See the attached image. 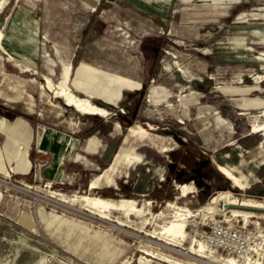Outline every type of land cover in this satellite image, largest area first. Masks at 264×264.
<instances>
[{"label":"rangeland","instance_id":"obj_1","mask_svg":"<svg viewBox=\"0 0 264 264\" xmlns=\"http://www.w3.org/2000/svg\"><path fill=\"white\" fill-rule=\"evenodd\" d=\"M83 1H6L0 20L10 34L6 38L10 42L8 50L26 54L27 50L21 47L33 44L34 48H30L36 52L32 57L37 62V73L24 71L17 59L10 58L0 47V116L9 120L24 117L30 121L35 135L48 126L78 129L81 119H91L66 105L46 86L44 75H50L54 68L52 76L59 82L67 62L73 61L74 74L86 59L141 78L145 96L141 99L138 121L120 135L124 142L129 131L127 143L141 158L139 163L127 167L119 179L135 185L137 193L129 186V191L119 195H101L86 184L75 186L69 182L71 178L64 185L46 184L38 167L27 177L12 170L0 172V178L6 181L0 182V264H214L211 258L189 252L193 237L201 238L214 222L232 220L253 232L264 233V209L258 210L259 215L246 224L220 203L215 212L206 208L221 190L264 202V152L256 150L264 135L252 132L250 125L252 114L264 108V81L257 77L264 75V0H242L227 8L214 0H171L162 10L154 0H101L96 10ZM19 41H24V45ZM47 52L56 60L55 65L47 60ZM184 66L203 79L188 80L182 74ZM9 79L20 87L10 85ZM259 79L261 82L256 81ZM154 83L173 92L170 101L157 106L149 103L148 90ZM177 83L190 86L181 90ZM41 84L45 86L42 88ZM192 88L199 91L197 100L186 104L180 96L190 93ZM124 99L132 102L127 95ZM92 100L106 108L107 103H119L110 90ZM216 109L228 123L214 118L199 121L201 116L211 117ZM261 113L258 115L263 116ZM93 116L92 121L102 118L107 129L117 119L112 113ZM103 133L99 135L102 137ZM0 138L4 143L5 134H0ZM35 143L33 139L31 145ZM175 151L177 157L172 154ZM242 152L248 160L243 170L254 171L258 176L244 189L233 186L216 163L238 165ZM126 153L123 150L118 154L112 170L123 162ZM184 159L194 167L197 162L206 161L199 168L202 173L191 169ZM181 170L188 173L178 180L175 176ZM105 176L111 180L108 172ZM21 181L32 183L31 191L37 189L42 195L53 189L68 195L89 194L108 199L115 203L111 219L91 214L78 203L71 205L57 198L35 196L12 186L27 187ZM182 183L194 186L187 196L179 188ZM125 198L134 199L141 212L133 210L127 214L118 208L116 205ZM170 202L185 205L195 213L189 218L187 240L177 245L148 234L174 218L175 207ZM24 210L30 211L31 217L21 221L19 216ZM55 214L60 218L56 219ZM118 219L125 224L120 226ZM208 253L229 256L211 247ZM241 260L243 263L244 259Z\"/></svg>","mask_w":264,"mask_h":264},{"label":"crops","instance_id":"obj_2","mask_svg":"<svg viewBox=\"0 0 264 264\" xmlns=\"http://www.w3.org/2000/svg\"><path fill=\"white\" fill-rule=\"evenodd\" d=\"M136 1L142 3L148 2L149 0ZM154 1L156 7L159 10H162L163 7L165 8V4H168L171 0ZM214 1L222 4V7L227 8L232 3L240 2L242 0ZM100 2L101 0H99L98 6ZM246 21L247 19L242 20V22ZM255 32H259V30H255ZM18 43L24 45V41H19ZM21 48L27 50L28 53L15 52L17 59V62H15L22 67L24 71L37 73V62H35L32 57V53L36 52L31 51L30 46H26V44ZM28 49H30V51ZM70 57L72 58V55H70ZM73 64L72 61V65ZM184 70L186 72H183L182 74L188 80L203 79L202 76H196L185 66ZM50 75L54 74L51 72ZM256 81L261 82L264 80ZM8 83L15 88L20 87L19 83L14 80L9 79ZM71 83L76 88L75 91L77 93L82 92L85 96H90L93 99L103 96L108 90L113 91V94L117 97V102L119 103L112 104L106 102L107 108L111 111L110 113L115 114L117 118L116 121H114L113 126L107 129V126L103 124L104 121L102 118L93 121L91 120L93 115H98L99 117L101 116L100 114H84L91 116V119L89 117L83 120L81 119L78 129L48 126L44 127L43 131L35 135L30 121L24 117L20 116L16 120H9L4 117L7 120V124L6 126H0V134H5L6 139L4 143H2L3 141L1 142L0 138V172L10 173L12 170L15 174L27 177L32 174L34 170L37 172L36 163L41 162V167H38L41 177L45 181H49L48 184L50 185V182L64 185L66 184L67 179L71 178L72 180L69 182L73 183L75 186L86 184L88 189H95L101 195H119L121 192L129 191L131 188L129 190L128 188L131 185H128L126 182H122L119 179L127 167L131 166L133 163H139L141 161V158H139L140 155L135 153L137 155L135 158L126 153V158L123 159V162L118 163L113 170L112 167L121 151L126 150L133 153L132 149H130L131 147H129L127 143V139H129V131L124 142L120 135L123 134L125 129L138 121L141 99L145 96L143 90L144 81L131 74L122 73L118 69H107L101 65L83 59L81 67L77 73L74 74L72 68L70 84ZM177 84L181 86V90L190 86L189 84ZM15 85L18 86L16 87ZM110 87H113L112 90ZM124 91L131 92H127L126 94ZM148 91L150 94L149 103L155 106L170 101V98L173 96V92L169 88L159 83L152 84ZM193 92L194 94L187 98L186 104L192 100H197L196 94H198L199 91L192 88L190 93ZM126 95L128 98H131L133 103L127 102L124 99ZM50 102L54 104L52 100H50ZM58 106L63 108L61 103H59ZM29 110L34 111V108L29 106ZM262 110H264V108L260 111ZM243 113H248V111H244ZM258 113L252 114L250 123L252 132H255L253 129V122L256 119L262 120L263 117L258 115ZM93 117V119H97V117ZM213 118L219 123H228V119L218 109L214 111V114L211 117L202 118L201 116L199 121L206 122ZM116 130L117 133L115 134ZM258 132H262L264 135V130ZM100 133H103L102 137L100 136ZM94 138H96L97 141L94 145L90 146V141ZM33 139L36 142L34 146L31 145ZM256 150L260 153L264 152V138L260 141ZM240 156L241 160L238 165H224L230 167L236 174L249 180L248 187L258 179V176L254 171L245 172L243 170V167L247 164L248 160L245 157V153H240ZM216 163L218 167L219 164H222L220 162ZM261 163H264V158ZM97 170L101 171L96 173L95 171ZM106 172L111 175V180L109 181L105 176ZM127 175L128 172L126 173V176ZM251 176L254 179L251 180ZM96 181L98 184H96ZM21 182L26 185H32L30 182ZM92 182H94L95 187H91ZM233 186H236L234 182ZM131 187H133L134 193H137L135 185H132Z\"/></svg>","mask_w":264,"mask_h":264},{"label":"bare ground","instance_id":"obj_3","mask_svg":"<svg viewBox=\"0 0 264 264\" xmlns=\"http://www.w3.org/2000/svg\"><path fill=\"white\" fill-rule=\"evenodd\" d=\"M6 1L8 0H0V13L2 12V9ZM98 2L99 0H94L92 3H87V2L85 3L88 4L90 7H92V9L96 10L98 6ZM9 35H10L9 32L6 31V24L4 25L2 24L0 26V47L6 50V54H8L10 58L16 59L15 52H11L10 50H8V45L10 44V42L6 41V38H8ZM30 46L34 48L33 44H30ZM45 56L52 65L56 64V60L53 57H51V54L49 52H47ZM177 66L180 69L179 67L180 65L177 64ZM72 68H73V65L71 62H67L64 64V69L62 71V76L59 82H55L52 75L45 74L44 77L47 80L46 86L50 90H53L57 97L62 98L64 102L66 103V105L73 106L77 111L83 114H100L103 116L109 115L110 114L109 109L94 102L90 96H81L75 90L72 89V86L70 85V77L72 73ZM52 72L54 73V68H52ZM183 72H186V71L183 69ZM257 77L262 78L264 80V75L259 74L257 75ZM44 86L45 85L41 84L42 88ZM192 94H194V92L188 93V94H181L180 99L184 101V103H186L187 98H189V96ZM147 99L150 100L149 93H148ZM261 112H262L261 114L264 116V110ZM6 124H7V120L4 117L0 116V126H6ZM139 127L142 128L143 126L140 125ZM253 129L255 132L264 130V121L260 119H256L253 122ZM131 130H134V128L132 127ZM96 141H97L96 138L92 139L90 141V146L94 145ZM127 153L135 158L137 157L135 153H132L130 151H127ZM219 169L225 175L231 178L236 186H239L242 189L246 188L248 183L250 182L249 180L243 178V176L236 174L230 167L224 164H219ZM3 181L4 180L0 178V182H3ZM12 186L16 188H20V189H25L27 191H31V188H33V185H30V184H27L26 185L27 187L17 186V184L16 185L12 184ZM91 187H95L94 182L91 183ZM179 188L182 191V195L187 196L190 192L193 191L192 189L194 188V186L190 183H182V184H179ZM31 192L36 194L35 196L41 195L42 197H46L50 199L57 198L60 201L70 203L71 205L78 203L82 207H84L86 210H88L89 213L96 214L98 217L105 219V220L111 219V215H112L111 209L115 204L103 197L95 196V195L92 196L89 194H76L75 193L72 195H68L64 192H58L57 190H53V189H50L48 191V195H42L39 191H37V189L34 191L32 190ZM134 203H135L134 199L125 198L119 205H116V206L120 209H124L127 214H130L131 211L133 210L140 213L141 212L140 209H138ZM219 203L222 204V208L224 210H226L227 212H231L233 216L241 217V219L244 220L246 224H248V222L251 220V217L259 215V211L253 208H259L260 210L264 209V202L260 201V199L255 200L253 198H239L231 190H221L218 193H216L212 197V200L206 206V208H208L210 211L215 212L220 206ZM169 204L175 207L174 218L170 219L168 222L163 224L160 230L156 229L153 232H149L148 234H150L153 237H158L160 240H165L167 243L177 245L187 240L190 234L188 230V225L190 221L189 218L195 215V213L189 207H184L185 205L182 206L174 202H170ZM211 204H214V205H211ZM261 213L264 214V212H261ZM30 217H31L30 211L24 210L20 214L19 220L26 221V220H29ZM55 217L56 219H58L60 218V215L55 214ZM226 221L231 222L232 220H226ZM68 222H72V220L69 219ZM117 222L118 224H120V226L125 224V222L121 219H118ZM255 237L260 239V241H258L257 243L258 246L255 247V250H253L252 253H250L247 257H244V258L233 256L231 254H228L229 255L228 257H224V256H218L212 253H208V249L211 246H209L203 239L201 238L197 239V237L196 238L193 237L192 245L190 246L189 252L193 254H198L199 256H202V257L211 258V263H214V264H219V262L221 264H264V233H258L255 231ZM241 259H244L243 263ZM215 262H218V263H215Z\"/></svg>","mask_w":264,"mask_h":264},{"label":"built area","instance_id":"obj_4","mask_svg":"<svg viewBox=\"0 0 264 264\" xmlns=\"http://www.w3.org/2000/svg\"><path fill=\"white\" fill-rule=\"evenodd\" d=\"M41 165V162L36 163L39 168ZM48 182L46 181V184ZM50 183L51 185L54 184L53 182ZM201 239L217 251L241 258L252 253L260 241L255 237V232L249 230L246 225L223 220L215 222L209 229L205 230L201 234Z\"/></svg>","mask_w":264,"mask_h":264},{"label":"trees","instance_id":"obj_5","mask_svg":"<svg viewBox=\"0 0 264 264\" xmlns=\"http://www.w3.org/2000/svg\"><path fill=\"white\" fill-rule=\"evenodd\" d=\"M182 142V141H181ZM184 145H186L184 142H182ZM180 153H181V151L179 152V155H180ZM172 154H173V156H175V157H177V154H178V152L177 151H175V152H172ZM188 154H190L189 152L188 153H186V157L188 158L189 156H188ZM184 161L185 162H187V164H189L191 167V169H194V170H196V171H198V172H201L202 173V171L199 169L202 165H205L206 164V161L205 162H203V161H200V162H197L196 163V166L194 167V166H192L191 164H190V162H188L189 160L188 159H184ZM175 165V164H174ZM186 173H188L187 172V170L185 171V170H181V172L180 173H178L176 176H175V178H177L178 180H181V179H183V177L185 176V174ZM195 178H196V180H199V176H195Z\"/></svg>","mask_w":264,"mask_h":264},{"label":"water","instance_id":"obj_6","mask_svg":"<svg viewBox=\"0 0 264 264\" xmlns=\"http://www.w3.org/2000/svg\"><path fill=\"white\" fill-rule=\"evenodd\" d=\"M3 24V21L0 20V26ZM255 210H260L259 208H253Z\"/></svg>","mask_w":264,"mask_h":264}]
</instances>
